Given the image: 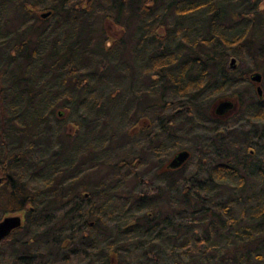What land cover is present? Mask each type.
I'll return each instance as SVG.
<instances>
[{
	"label": "trees",
	"instance_id": "1",
	"mask_svg": "<svg viewBox=\"0 0 264 264\" xmlns=\"http://www.w3.org/2000/svg\"><path fill=\"white\" fill-rule=\"evenodd\" d=\"M14 213L0 264H263L264 0H0Z\"/></svg>",
	"mask_w": 264,
	"mask_h": 264
},
{
	"label": "water",
	"instance_id": "2",
	"mask_svg": "<svg viewBox=\"0 0 264 264\" xmlns=\"http://www.w3.org/2000/svg\"><path fill=\"white\" fill-rule=\"evenodd\" d=\"M50 12L46 11L41 13V17H46L49 15ZM230 67L231 68H236L238 65V62L236 59L232 58L230 61ZM252 80L256 82H260L261 76L259 73H255L252 76ZM258 95H262L261 88L258 86ZM233 107V102L229 99H221L219 100L214 107V113L217 116H222L224 113L228 112L231 108ZM189 156V152L187 150H180L177 152L172 160L169 162V166L171 167H177L180 166L182 163L186 161V159ZM22 225V215L20 213H14L10 215L4 216L0 220V242L2 239L5 237L9 236L11 232L17 228H19Z\"/></svg>",
	"mask_w": 264,
	"mask_h": 264
},
{
	"label": "rangeland",
	"instance_id": "3",
	"mask_svg": "<svg viewBox=\"0 0 264 264\" xmlns=\"http://www.w3.org/2000/svg\"><path fill=\"white\" fill-rule=\"evenodd\" d=\"M106 24H107V28H106V30L108 31V33L109 34H117L118 32H119V29L118 28H116V27H114L113 26V24L111 23V22H109V21H107L106 22ZM238 27H239V25H237ZM216 30L217 31H220V27H216ZM221 32L222 33H224L225 35H227V36H229V33L228 32H230V34H232V32H231V30H223V29H221ZM74 115V114H73ZM73 115H71L70 116V118H73ZM72 125H67L66 126V131L69 133V134H75V130H76V128L73 126V127H71ZM236 214L238 215V211L236 212ZM264 261V260H263ZM263 264H264V262H263Z\"/></svg>",
	"mask_w": 264,
	"mask_h": 264
},
{
	"label": "flooded vegetation",
	"instance_id": "4",
	"mask_svg": "<svg viewBox=\"0 0 264 264\" xmlns=\"http://www.w3.org/2000/svg\"><path fill=\"white\" fill-rule=\"evenodd\" d=\"M122 34V30H119V32L117 33V34H110L112 37H117V36H119V35H121ZM228 99V98H227ZM236 102V101H235ZM234 103V102H233ZM234 105H236L235 103L233 104V107L229 110V112L231 111H233L234 110ZM226 113H224L223 115H225ZM175 155V153L169 158V161H168V164H167V166H169V162L172 160V158H173V156ZM189 156H190V154H189ZM188 159V158H187ZM187 159H186V161H187ZM185 161V162H186ZM184 162V163H185ZM183 164V163H182ZM181 164V165H182ZM180 165V166H181Z\"/></svg>",
	"mask_w": 264,
	"mask_h": 264
}]
</instances>
